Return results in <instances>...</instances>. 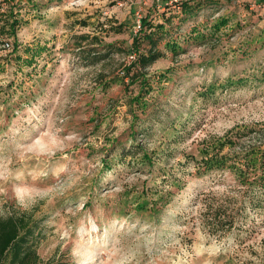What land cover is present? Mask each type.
Listing matches in <instances>:
<instances>
[{
  "label": "rangeland",
  "instance_id": "obj_1",
  "mask_svg": "<svg viewBox=\"0 0 264 264\" xmlns=\"http://www.w3.org/2000/svg\"><path fill=\"white\" fill-rule=\"evenodd\" d=\"M180 1L22 0L18 54L35 59L18 61L0 37V216L40 219V264H264V213L242 205L233 172L199 175L194 160L229 139L223 152L264 149V3L219 0L160 40L165 56L148 71L166 78L137 120L125 102L139 85L115 80L137 58L138 21ZM115 21L123 30L106 32ZM193 24L206 37L189 39ZM81 33L115 45L85 41L84 60Z\"/></svg>",
  "mask_w": 264,
  "mask_h": 264
},
{
  "label": "trees",
  "instance_id": "obj_2",
  "mask_svg": "<svg viewBox=\"0 0 264 264\" xmlns=\"http://www.w3.org/2000/svg\"><path fill=\"white\" fill-rule=\"evenodd\" d=\"M260 1L264 3V0ZM218 2L219 0H182L176 5L177 9L173 7L175 4L172 7L166 6L168 9L164 10L165 12L157 21L150 19L149 15L144 16L143 20H141L140 28L135 30L136 33L132 37L129 49V53L135 52L137 58L125 64L123 74L115 78V80L119 79L123 83L126 79H129L128 83L125 84L126 91H129L130 87L135 84L139 85V91L135 95L130 96L125 102L129 106L128 111L133 113L134 121L138 119L137 108L135 107L138 106V109L144 112L148 106L144 99L154 88V78L157 77L159 81L166 78V74L152 75L148 71L152 64L165 56V53L158 48L159 41L171 38V36L174 37V31H180L183 24L188 23L192 18L194 19L196 14L200 13L202 7H207V9L215 8ZM166 4L168 5V3ZM36 5L37 3L33 4V6ZM21 9L22 0H0V37L13 38L12 55L14 54L18 61L24 60L30 63L35 57H27L25 59L18 54L20 47L18 30L22 22H24L21 16ZM228 22L227 17H220L210 26L212 34L218 33ZM124 27L125 24L123 22L115 21V24H111L110 28L105 29V31L109 32V30H112L119 33ZM189 31V39L196 41L206 37L205 30L197 24H193ZM74 38L77 43V51L84 60H88L91 57V54H85L88 49L84 44L85 41L90 40L93 45L103 43L99 44L101 47H114L115 45L112 42L102 41L97 34L81 33L74 35ZM145 41L150 46L147 50H142L141 45ZM92 47H94L92 52L100 53L98 46ZM166 47L175 54L179 53L181 49L177 39H168ZM111 49L117 51V48ZM31 50L32 48H25V52H32ZM36 54L40 56L41 52L35 50ZM101 57L99 54L98 59ZM131 134L135 136L134 131ZM227 142L233 148L237 145L231 139L219 141L220 146H222L220 150L212 146L210 149L213 151L210 152V150L206 149L201 159L194 158L197 173L204 175L214 172L213 175L218 176L224 170L233 172L237 181L245 187V200L242 205H245V208H249L251 213H264V149L256 150L254 146H250L248 149L245 148V150L239 152L234 151L236 153L231 154L230 152H223ZM241 147L243 148V146ZM142 159L145 162L152 163V158L148 153H144ZM238 162H243L244 166L241 167ZM104 164L108 165L107 167L109 168L110 165L107 160ZM175 183L180 185L178 178H176ZM228 216L221 219V221H226L227 225L229 223L232 224L231 220L227 218ZM239 216L243 221L247 220L245 214H240ZM40 225V219L30 210H11L5 215H1L0 264H40L41 258L38 252L41 235Z\"/></svg>",
  "mask_w": 264,
  "mask_h": 264
},
{
  "label": "built area",
  "instance_id": "obj_3",
  "mask_svg": "<svg viewBox=\"0 0 264 264\" xmlns=\"http://www.w3.org/2000/svg\"><path fill=\"white\" fill-rule=\"evenodd\" d=\"M140 25H141V20H139L138 23H137L138 29L140 28ZM5 45L7 47H9L10 46V43L9 42H6ZM131 56L133 57V54Z\"/></svg>",
  "mask_w": 264,
  "mask_h": 264
},
{
  "label": "crops",
  "instance_id": "obj_4",
  "mask_svg": "<svg viewBox=\"0 0 264 264\" xmlns=\"http://www.w3.org/2000/svg\"><path fill=\"white\" fill-rule=\"evenodd\" d=\"M165 1H166L165 3H168V0H165ZM173 7H175L177 9L176 5H174Z\"/></svg>",
  "mask_w": 264,
  "mask_h": 264
}]
</instances>
